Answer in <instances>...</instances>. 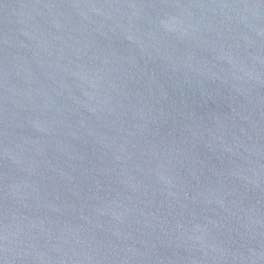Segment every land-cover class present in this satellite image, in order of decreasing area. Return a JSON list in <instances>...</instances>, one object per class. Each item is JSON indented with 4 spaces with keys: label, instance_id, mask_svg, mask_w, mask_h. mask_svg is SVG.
I'll return each mask as SVG.
<instances>
[{
    "label": "water",
    "instance_id": "95a60500",
    "mask_svg": "<svg viewBox=\"0 0 264 264\" xmlns=\"http://www.w3.org/2000/svg\"><path fill=\"white\" fill-rule=\"evenodd\" d=\"M0 254L264 264V0H0Z\"/></svg>",
    "mask_w": 264,
    "mask_h": 264
}]
</instances>
